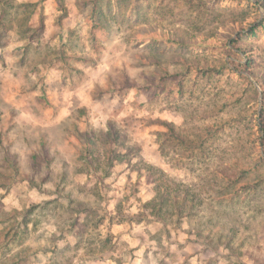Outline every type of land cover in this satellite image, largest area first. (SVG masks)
Returning a JSON list of instances; mask_svg holds the SVG:
<instances>
[{
    "label": "rangeland",
    "instance_id": "374dc122",
    "mask_svg": "<svg viewBox=\"0 0 264 264\" xmlns=\"http://www.w3.org/2000/svg\"><path fill=\"white\" fill-rule=\"evenodd\" d=\"M0 264H264V0H0Z\"/></svg>",
    "mask_w": 264,
    "mask_h": 264
},
{
    "label": "crops",
    "instance_id": "0c3cea01",
    "mask_svg": "<svg viewBox=\"0 0 264 264\" xmlns=\"http://www.w3.org/2000/svg\"><path fill=\"white\" fill-rule=\"evenodd\" d=\"M107 259H109V257H108ZM109 261H110V259H109ZM110 262H111V261H110Z\"/></svg>",
    "mask_w": 264,
    "mask_h": 264
}]
</instances>
